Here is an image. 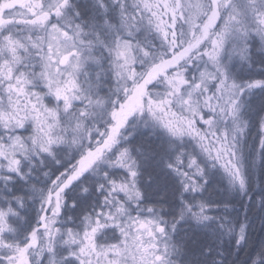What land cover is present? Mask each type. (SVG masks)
Returning a JSON list of instances; mask_svg holds the SVG:
<instances>
[{
    "label": "snow or ice",
    "instance_id": "1",
    "mask_svg": "<svg viewBox=\"0 0 264 264\" xmlns=\"http://www.w3.org/2000/svg\"><path fill=\"white\" fill-rule=\"evenodd\" d=\"M0 264H264V0H0Z\"/></svg>",
    "mask_w": 264,
    "mask_h": 264
}]
</instances>
